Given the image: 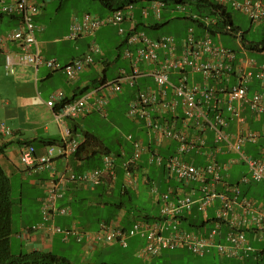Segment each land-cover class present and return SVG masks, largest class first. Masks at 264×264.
Listing matches in <instances>:
<instances>
[{
	"label": "built area",
	"instance_id": "2783aa9c",
	"mask_svg": "<svg viewBox=\"0 0 264 264\" xmlns=\"http://www.w3.org/2000/svg\"><path fill=\"white\" fill-rule=\"evenodd\" d=\"M213 1L222 6L231 5L247 14L253 22L264 21V0ZM137 6L135 2H130L104 16L85 13L73 20L67 37L76 38L84 33H93L107 24L119 26V32L125 35L128 45L123 56L130 61L131 70L121 69L112 81L103 82L101 87L117 93L124 89V83L134 86L142 76L153 77L155 87L139 88L130 100L127 115L131 119L143 121L154 133L157 142L163 138L179 142L174 155L164 158L155 153L151 161L164 165L166 171L189 190L177 186L159 192L153 186L151 191L160 203V217L153 220L138 218L130 226L112 219L100 222L97 231L82 232L75 225L72 229H66L51 222L56 215L70 212L68 206L57 205L69 183L94 187L105 176L115 178L117 174L116 156L109 152L103 154L101 165L75 170L70 158L77 153L82 142L66 127L63 137L56 143L47 144L41 154L32 143L22 148L20 159L24 166L36 171L49 169L52 172L42 200V221L31 225L29 229L47 228L52 234L64 233L66 238L74 234L78 240L85 233L89 242H119L125 247L129 244L130 236L139 235L144 242L137 254L148 259L161 254L164 249L184 246L200 255L216 246L223 257H247L253 250L247 232L259 234L264 231V202L243 194L240 183L225 181L222 171L236 163H244L249 172L240 182L264 183V142L260 156L249 154L244 148L247 143L264 141V129L251 128L246 116L249 110L258 119H264V62L259 64L248 55L241 31L235 39L241 51L225 46L208 30L198 33L192 24L181 39L174 35L151 37L137 27L134 16ZM149 6L158 19L162 17V8L167 7L164 0H150ZM40 8L41 5L34 0H0V16L14 15L19 21L16 28L0 35V47L16 45V50L5 52L6 72L16 74L17 67L23 65L36 68L46 65L52 70L63 69L68 78L73 80L95 61L92 53L100 51V47L96 43L91 44L86 54L64 66L56 58L43 57L36 35L39 26L34 18ZM176 9L186 11V7L181 4ZM142 12L148 15L149 8L142 7ZM126 19L131 24L128 29L122 26ZM210 22L215 23L216 20L207 23ZM141 64L145 67L142 68ZM197 75L200 79L195 78ZM255 78L262 82L263 87L250 94L248 83ZM100 88L68 101H65L64 90L57 89L52 92L47 104L52 108L63 104L61 110L57 111V117L61 120L77 118L92 110L104 111L108 95L106 91L98 94ZM179 118L181 126L178 125ZM231 119L236 122L235 131L228 129ZM0 131L6 135L13 133L4 121L0 122ZM208 132L214 134L215 144L212 147L208 146ZM128 138L133 142L134 152L123 162L125 185H135L133 170L145 146L141 140L133 139L132 135ZM221 143L235 153L223 164L217 157ZM193 151L205 154L206 161L197 163L182 157ZM57 158L66 160L63 169L56 168ZM194 203H197V209L205 218L214 222L211 229L195 231L182 226L180 216L192 212ZM210 206L215 211L211 216L208 210Z\"/></svg>",
	"mask_w": 264,
	"mask_h": 264
},
{
	"label": "crops",
	"instance_id": "0c3cea01",
	"mask_svg": "<svg viewBox=\"0 0 264 264\" xmlns=\"http://www.w3.org/2000/svg\"><path fill=\"white\" fill-rule=\"evenodd\" d=\"M7 1L10 2L13 0ZM35 1L38 3L40 2L39 4L41 5L40 12L34 18L39 26L36 35L43 57L48 59L56 58L58 62L64 66L86 54L89 51L90 45L93 43L99 45L100 51L92 53L95 61L87 65L86 68L72 80L68 78L63 69L52 70L46 65H40L38 68L33 65L18 66L16 74H7L5 69V52L7 50H16V45L8 44L5 47H0V116L13 130V133L10 135H6L0 131V143L9 142L4 154L0 155V163L10 177L12 190L14 184L19 185L21 202L23 203L25 201L26 195V197L36 200L37 203L35 204L39 206L36 210H32V208L31 210L29 209L32 213L29 217L20 214V224H18L20 228L15 232L13 231V234L16 236L11 240V248L16 254L27 253L34 250L49 251L59 254L57 252L61 245L75 242V247L77 248L80 243V252L82 254L81 264H85L90 262L87 256L90 254L94 255L97 251L96 247L102 243L89 242L85 233L82 234L81 240H78L74 234L66 238L64 233L52 234L47 228H39L38 230L29 229L31 225L38 224L42 221L41 202L46 195V187L49 184V180L52 178V172L49 169L36 171L27 168L22 164L20 155L22 148L28 143L34 144L39 154L43 153L48 144L47 142L51 139H57L59 141L63 137V130L68 127L72 135L80 139L81 142L84 141L86 134L94 135L96 139L94 145H88L86 148L84 147L80 154L71 156L70 159L74 169L82 171L101 165L103 154L108 152L112 153L113 151L110 143L98 133L97 127H94L93 122L97 118V114L110 118L111 115L117 113L116 108L119 109V105L114 101L121 95L119 92H111L107 87H101V84L105 81H112L120 73L121 69L130 71L131 66L130 61L122 55L121 46L126 42L125 35L119 32L118 25L107 24L93 33H84L76 38L67 37L71 23L75 18H81L85 13L104 16L111 12L104 7L101 2L100 6H96L90 1H83L82 4L86 11L82 13L77 8V6H79L78 3H81L78 0H69L68 4H66L67 0ZM147 1L150 4V0ZM50 5L55 7L54 9L57 11L55 16L49 15V17H47V10ZM67 5L71 6V12L69 13L67 10L65 12V20L60 26H56L54 24L55 18L59 16L63 6L67 7ZM144 6L145 5L141 3L134 9L137 25L141 23L145 17L151 15H143L142 7ZM8 19L15 23V25L18 24L16 16H0V35L5 32L3 31L2 25L7 23ZM130 25L129 19L122 22V26L126 29H128ZM160 36L162 35L156 37ZM182 37H177V39H181ZM114 46L118 48L116 56L111 53L112 50H114ZM251 52L264 53V51ZM114 57L115 59H113ZM122 59L123 62H116ZM258 63L260 64L263 62ZM141 66L142 68L145 67L144 64H141ZM195 78L198 79L199 77L196 76ZM149 86L155 87L154 79L151 76L140 77L134 86L124 83L123 90L125 91L122 95H126L127 108L129 107L130 100L134 93L139 88ZM248 86L250 88V94L263 87L262 82L256 78L249 82ZM98 88H100L98 94H102L106 91L108 95L104 111L92 110L77 118H63L61 120L57 117L55 109L49 107L47 104L52 92L57 89L64 90L66 98L71 100L90 90ZM91 100L93 101V99ZM127 108L125 112H127ZM178 111L181 110L178 109ZM171 115L173 116V114ZM171 115L168 117H171ZM246 116L251 128L256 130L264 129V119H258L249 110L246 111ZM180 118L178 121L179 126H181L182 123ZM130 120L132 127L130 126L131 131L129 134L124 135L119 131L115 132V142L118 145V151L113 152V155L116 156V177L111 178L110 176H105L102 182L94 187L69 183L64 196L58 200L57 205L68 206L70 212L66 215H56L51 222L66 229H72L74 225L78 227V222H80L81 226L78 228L82 232L96 231L100 227V222L104 220L109 221L117 219L120 220L123 225L130 226L137 217L144 216V214L137 213L136 208L138 205L128 203L134 201V196L139 198L142 192L141 187L151 196L150 199L153 204L158 206V213L152 216H158L160 214V203L156 199L157 196L151 191L153 186H156L159 192L177 186L189 190V187H184L182 182H179L174 176L170 175L166 171L164 165H159L157 162L151 161V156L155 153L160 154L164 158L174 155L177 152L179 142L171 138H163L161 142H157L154 133L145 126L143 121L131 118ZM119 128L123 130L121 127ZM228 129L231 131L236 130V122L234 119H231ZM206 134L208 146H214L213 132H208ZM130 135H132L133 139L141 140L145 146L141 159L133 170V176L136 180L135 185H125V172L123 168L124 160L130 157L134 152L133 142L128 138ZM263 142L264 141L259 143H247L244 148L247 153L260 156ZM219 145L221 146V151L217 154L219 161H226L235 155V153L227 149L224 143ZM182 157L184 159L195 160L197 163H204L206 161L205 154L195 151L184 154ZM65 163L66 160L63 158H57L56 168L63 169ZM237 165L236 167L232 165L226 173L222 174L225 181L240 183L241 186L242 182L240 181L244 175L248 174L249 169L244 163H237ZM245 167H247V169H245ZM234 177H237V179ZM253 183L254 182L248 184L244 183L246 184L245 188L242 189L241 187L243 194L249 196V194H252L251 192L258 190L256 186L254 187ZM220 187L222 188L221 184ZM253 188H255L254 191L252 190ZM94 205H100L101 207L106 205L110 207V217L102 219L87 215L89 216V218H87L88 222L82 224V214L84 215L86 212L92 214V206ZM196 219H198V216L197 218L195 216L194 220L192 218L189 220L183 219L181 224L183 227H187L183 225L185 221L200 224ZM202 230H205V228H202ZM143 242L144 240L141 242V245ZM14 247L17 249L16 252ZM59 255L68 257L65 254Z\"/></svg>",
	"mask_w": 264,
	"mask_h": 264
},
{
	"label": "rangeland",
	"instance_id": "374dc122",
	"mask_svg": "<svg viewBox=\"0 0 264 264\" xmlns=\"http://www.w3.org/2000/svg\"><path fill=\"white\" fill-rule=\"evenodd\" d=\"M56 1H60V0H56ZM68 1L69 0H67L66 4H68ZM78 1L81 3L80 4L78 3L79 6H77V8L83 13V11H86V10H84V6L82 2L86 0H78ZM87 1L88 2L90 1L92 4L96 6H100V1L98 0H87ZM135 3L137 5H140L141 3H143L145 6L149 8L148 15L149 14L151 15L143 19L140 25V28L144 29L147 32V34L150 35L151 37H156L159 35H174L177 37H182L187 33L188 27L192 24L191 21L188 19H185L184 16L186 15V13L189 11L190 8L195 6V2L189 1L185 4V7H187L186 9L187 11H180L178 9L172 10L171 9L172 5H168L167 7L162 8L161 19H158L156 15L153 13V10L151 9V6H149V2L147 0H137ZM70 7L71 6L69 5H67V7L63 6V8L61 9V12L59 13V16L55 18L54 24L56 26H60V24L65 20L66 18L65 12L67 10L69 11V13L71 12ZM54 8L55 7H52L51 5L48 7L47 17H49V15H53V16L56 15L57 10ZM228 10L232 13L235 24L237 26H240L242 30L245 32L246 42H259L264 39V21L253 22L252 19L247 14H245L242 11L234 9L231 5H228ZM194 12H197V10L195 9ZM156 22H161L162 25L156 29H153L149 26L150 23H156ZM18 25H19V21H18V24L15 25V23L11 22V20L8 19V22L2 25L4 29L3 31L7 32L10 29L16 28ZM196 31L198 33L202 32L201 29H199L197 26H196ZM219 40L222 41V43L225 46L241 51V46L239 45V43L236 40L228 37V35L223 36V38ZM245 41H243L244 44H246ZM127 47L128 45L126 43L123 44V46H121L122 55L124 54V51L126 50ZM117 51H118V48L114 46V50H112L111 53H113V55L116 56ZM248 53L250 57H254L255 59L258 60V62H264V53H252L251 50H249V48H248ZM113 59H115V57ZM116 62H123V59L118 60ZM197 76L199 77L198 79H200V76L199 75ZM124 91L125 90L120 91L119 93L121 95H119V97L116 98V101H114L116 104L119 105V109L116 108L117 113H115L114 115H111L110 118L101 116V114H97L98 116L93 122L94 127H97L96 129L98 133H100V135H102L104 139H106L110 143V145L112 146L113 152L118 151V145L115 142V132L119 131L120 133L127 135L130 133L131 127H132L130 117L127 115V112H125L127 108V101H126V95H122ZM118 110L120 111V113ZM0 121H4L1 118V116H0ZM119 127H121L123 130H121ZM220 162L223 164L225 161L221 160ZM233 166L236 167L238 165L236 163ZM245 169H247V167H245ZM227 171L228 170L223 169L222 173H226ZM234 178L237 179V177H234ZM253 184H254V187L256 186L258 190H256L255 192L250 191L252 194H249V196H254L255 198H258L259 201H264V183L254 182ZM245 186L246 184L241 183L242 189H244ZM142 188L143 187H141L142 192L139 198L134 196L133 197L134 201L128 202V203L129 204L134 203V205H138L136 208L137 213H140V214L149 213L150 215L158 213V208H157L158 206L156 204L155 205L153 204L152 200L150 199L151 196H149L148 192ZM252 190L254 191L255 188H253ZM20 197H21L20 187L19 185L14 184L13 190H12V199H13V214H12L13 215V221H12L13 226L12 228L14 232L20 228V226H18V224H20V219H19L20 214H24V216L29 217L32 214L30 212L31 208L32 210L33 209L36 210V208L37 209L39 208V206L35 204L37 203L36 200L31 199L30 197H26L25 195V201L22 203L20 200ZM212 208L213 206H210L208 208L210 216L215 213V211H213ZM109 210H110V207H107L106 205H104L103 207H101L100 205H94L92 206V214L90 212H86L84 215L82 214L81 223L86 224L88 222L87 218H89V216L87 215H91L93 218L99 217L102 219L106 217H110ZM186 213L190 214L191 215L190 218H192L193 220L195 219V216L196 218L198 216V219H196V221L198 220L199 222H201L205 218L203 213L197 210V203L193 204L192 212H186ZM183 225L187 226L188 228L185 227L187 229H192L195 231L199 230L197 226H190L188 221H185ZM77 226L78 227L81 226L80 222H78ZM213 226H214V222L208 221L206 225L203 226L202 228L211 229ZM14 236L16 235L13 234L11 236L12 237L11 240L15 238ZM247 237L253 248V250L250 252L248 257H236V258L223 257L222 255L219 254L216 246H212L209 251H207L203 255H200V254L194 253L188 246H184V247L164 249L161 254L153 257L152 259H148L145 257L138 256L137 254V251L141 247V242L144 239L140 237L139 235H135V236L132 235L128 238V243H129L128 246L125 247L118 242L102 243L96 247L97 249L96 253L94 255L93 254L88 255L87 259L90 260L91 263H95V264H100V263L243 264L245 262L249 264H256L257 260L255 258V255L259 251L264 249V231L259 234H256V232L248 231ZM75 244H76L75 242L63 244L60 246L57 253L67 255L68 256L67 258L70 259L75 264H81L82 263L81 262L82 254L80 252L81 244L79 243L78 244L79 247L77 248L75 247ZM14 250L15 252L17 251L15 247H14ZM259 260L262 264H264V256L260 257Z\"/></svg>",
	"mask_w": 264,
	"mask_h": 264
},
{
	"label": "trees",
	"instance_id": "16d2710c",
	"mask_svg": "<svg viewBox=\"0 0 264 264\" xmlns=\"http://www.w3.org/2000/svg\"><path fill=\"white\" fill-rule=\"evenodd\" d=\"M104 7L109 9L111 12L115 9L122 7L123 5L136 2L137 0H98ZM166 5H172V9H176L177 5H184L189 2H195V6L190 8L189 11L184 16L185 19L191 21L195 27L197 26L201 31L208 30L210 34L215 39H222L223 36L228 35L232 39H236V34L241 31L243 41L246 39V34L240 26H237L234 22L232 13L228 10L227 6H222L214 2L213 0H164ZM187 9V7H186ZM197 12H194V10ZM187 11V10H186ZM193 14H196L193 16ZM14 16V15H13ZM211 20H216L215 23L210 22ZM36 21V20H35ZM142 23V22H141ZM141 23L137 25L139 29ZM144 24V23H143ZM149 24V23H148ZM162 24L159 22L150 23V27L156 29ZM144 30V29H141ZM145 31V30H144ZM246 42V41H245ZM246 47L253 52L264 51V39L259 42H246ZM67 99L65 101H68ZM63 104H57L54 109L55 111H60ZM57 139H51L47 143H56ZM96 142L94 135H85L84 141L81 143L76 155L80 154L84 147L88 145L92 146ZM9 142L0 143V155L4 154ZM12 214H13V199H12V186L10 182V177L6 173L3 165L0 163V264H75L70 259L63 255L55 254L49 251L34 250L27 253L16 254L13 253L11 248V236L13 234L12 228ZM190 214H182L180 216L181 220H189ZM160 216H152L149 213L144 214V216L139 218H144L148 220H153L159 218ZM138 218V217H137ZM210 218H204L200 224H194L190 222V226H197L202 229ZM264 256V249L259 251L255 258L257 260L256 264H262L260 262V257ZM248 257V256H247ZM85 264H95V263H85ZM100 264H117V263H100ZM249 264V263H243Z\"/></svg>",
	"mask_w": 264,
	"mask_h": 264
}]
</instances>
